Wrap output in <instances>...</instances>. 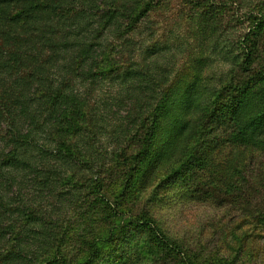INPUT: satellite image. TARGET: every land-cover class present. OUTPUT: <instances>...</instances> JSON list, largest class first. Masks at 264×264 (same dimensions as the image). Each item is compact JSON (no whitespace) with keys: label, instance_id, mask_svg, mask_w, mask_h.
Returning a JSON list of instances; mask_svg holds the SVG:
<instances>
[{"label":"rangeland","instance_id":"rangeland-1","mask_svg":"<svg viewBox=\"0 0 264 264\" xmlns=\"http://www.w3.org/2000/svg\"><path fill=\"white\" fill-rule=\"evenodd\" d=\"M127 38V62L154 74L159 93L195 85L190 149L151 170L162 130L128 178L122 155L140 144L127 141L122 116L135 100L119 101L118 85L98 83L94 147L110 159L109 172L81 168L70 195L37 196L33 187V264H75L88 254L89 264H264V127L254 136L229 119L243 99V121L264 122V0H155ZM42 224L56 237L36 234Z\"/></svg>","mask_w":264,"mask_h":264},{"label":"trees","instance_id":"trees-1","mask_svg":"<svg viewBox=\"0 0 264 264\" xmlns=\"http://www.w3.org/2000/svg\"><path fill=\"white\" fill-rule=\"evenodd\" d=\"M154 3L0 0V264H33V206L39 204L34 195H70L78 188L77 174L83 167L109 172L110 159L94 147L98 119L91 94L98 83L118 85L123 96L119 101L135 100L122 116L129 118L127 141L140 144L130 158L122 155L128 178L138 156L150 152L162 130L164 140L153 148L151 170L172 165L188 153L198 108L195 85L188 83L173 97L159 93L154 89L156 76L141 63L126 60L127 35ZM248 64L242 63L245 72ZM259 74L264 77V71ZM246 106L243 99L234 102L229 119L244 133L258 135L264 122L243 121ZM120 130H114L116 139L123 138ZM92 183L91 191L98 193L102 184ZM48 227L42 224L35 233L56 237L49 235ZM4 245L8 249L3 252ZM93 257L88 254L75 264H89Z\"/></svg>","mask_w":264,"mask_h":264}]
</instances>
